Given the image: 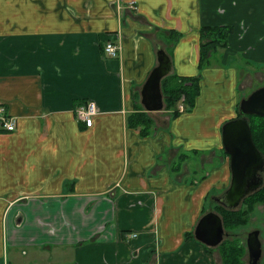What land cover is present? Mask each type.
<instances>
[{"label":"crops","instance_id":"0c3cea01","mask_svg":"<svg viewBox=\"0 0 264 264\" xmlns=\"http://www.w3.org/2000/svg\"><path fill=\"white\" fill-rule=\"evenodd\" d=\"M203 25L233 27L217 56L238 68L206 67L193 112H153L142 137L127 117L158 46L173 48L170 74L194 77ZM261 63L264 0H0V106L15 120L0 128V264H220L186 234L228 187L220 121L251 76L263 85ZM89 102L87 127L74 113Z\"/></svg>","mask_w":264,"mask_h":264},{"label":"water","instance_id":"95a60500","mask_svg":"<svg viewBox=\"0 0 264 264\" xmlns=\"http://www.w3.org/2000/svg\"><path fill=\"white\" fill-rule=\"evenodd\" d=\"M156 58L157 65L150 71L140 92L141 104L149 113L163 109L160 83L172 69L171 59L162 46H158ZM237 107L240 116L226 121L221 127L222 147L229 159V186L212 198L225 211L239 209L243 200L264 183V155L254 145L248 122V116L264 118V84L242 98ZM222 223L218 213L207 211L195 224L193 238L208 248H217L228 235ZM259 235L258 230L245 235L248 264H259L263 259L264 248Z\"/></svg>","mask_w":264,"mask_h":264},{"label":"trees","instance_id":"16d2710c","mask_svg":"<svg viewBox=\"0 0 264 264\" xmlns=\"http://www.w3.org/2000/svg\"><path fill=\"white\" fill-rule=\"evenodd\" d=\"M232 28V26L220 25L201 26L200 30H198L199 68L210 66L213 55L219 54V51L221 50L228 49L229 38L234 33V29ZM169 36L171 42H174L177 36L179 37V33L169 32ZM165 52L169 53L167 56L170 58V52L167 49ZM199 81L198 77L181 78L175 73H169V75L166 76L160 83L164 102V108L162 110L168 112L171 115V118H176L184 113H190L193 110L192 108H194L195 101L200 93ZM180 106L183 107L182 112L178 109ZM237 106H239V103ZM239 116L240 114L237 107L236 118ZM154 122L152 114L144 111L141 106H138L135 112L127 117L126 124L129 128L138 130L142 137H149L155 130ZM248 122L254 145L262 153V155H264V118L258 116H248ZM222 154L224 157L228 158L224 149ZM185 155H181V163L179 164V167L176 163L174 167L175 170L181 167L183 160L186 159ZM213 193H210L205 198L206 201L204 207L202 208L201 216L209 210H212V212L216 211L221 216L223 220L222 224H224L225 231L228 232V235L245 227L248 224L247 222H249L252 213H254V209L261 205L264 206V183L259 190L247 196L243 200L239 210L225 211V209L218 204H215L213 208L210 207L211 204L209 203V198H212ZM186 237L192 238L193 231L188 232ZM204 247L206 249L205 251L209 254L213 253L214 248ZM245 248L246 246L240 238L233 237L231 239L226 238L217 248H215V250L219 252L221 260V262H219L220 264H246L243 260V256L246 254ZM260 261L261 262L259 264H264V255L263 259Z\"/></svg>","mask_w":264,"mask_h":264},{"label":"rangeland","instance_id":"374dc122","mask_svg":"<svg viewBox=\"0 0 264 264\" xmlns=\"http://www.w3.org/2000/svg\"><path fill=\"white\" fill-rule=\"evenodd\" d=\"M180 36H181V34H179V37L177 36V38L175 39V41L173 42V44H177V42L180 40ZM194 50H195V47H194ZM168 51L170 52V54H172L173 53V48L172 47H170L169 49H168ZM241 51V53H242V55L243 54H245V53H247L248 52V49H241L240 50ZM192 55H194V52H193V49H189L188 51H186V53H185V60H186V62H187V65H189L190 64V61H191V59H192ZM218 55V54H217ZM217 55H213V57L211 58V62H210V66L212 65L213 67H220L221 69H225L224 71L225 72H227L228 70H226V69H228V68H230V67H233V68H238L237 66V64L239 63L238 62V60L236 61V62H234V64H231V63H233V62H231V60H232V58H233V55H232V57H231V59H230V57L229 56H231V54H229V55H227L224 59L222 58V57H219V56H217ZM250 59V58H249ZM248 59V60H249ZM240 63H242L241 61H240ZM217 64H219V65H217ZM222 64H228V65H222ZM261 65V67L262 68H264V63H261L260 64ZM239 67H241V66H239ZM245 68V67H244ZM204 70H206V67H202V68H197V73L195 74V76L196 77H198L199 78V80L200 81H202V79H203V71ZM251 70V69H250ZM238 71V70H237ZM240 73V72H239ZM244 73V72H243ZM254 72H252L251 74H253ZM227 74V73H226ZM240 74H242V72L240 73ZM259 75V73H255L254 75H253V77L251 76L250 78H252L251 79V82H249V81H247L246 83H247V86H249L247 89H246V91H241V93L239 92L238 94H243L244 95V97H246V96H248L249 94H250V92H252V91H254L255 89H257L258 87H260L261 85H262V83H261V85H260V78H256V77H259L258 76ZM194 76V77H195ZM263 77V76H262ZM248 78V77H247ZM199 81V82H200ZM238 89L239 88H237V91H238ZM212 90H214V91H217V89H215V88H212ZM229 93V92H228ZM227 93V94H228ZM232 92H230L228 95H227V98H229V96L230 97H232V94H231ZM210 100H214V98L213 97H211V98H209V101H207L206 103H203V104H200V106L198 107V110L196 111V115H202L203 114V110L205 109L204 107H212L213 105H209L208 106V104H209V102H210ZM240 101V100H239ZM239 101H238V103H239ZM195 104H196V101H195ZM238 105V104H237ZM194 108H195V106H194ZM193 109V108H192ZM162 111V110H161ZM164 111V110H163ZM236 111H237V108H236ZM193 112V110L190 112V113H192ZM155 113V112H154ZM157 113V112H156ZM154 114V117H156L155 115H157V114ZM186 114H189V113H186ZM182 115V114H181ZM233 116L232 115H227V116H224V118L222 119V121H220V124H224V122L225 121H228L229 119H231ZM162 120H160V122H161ZM221 127H222V125H221ZM221 130V129H220ZM206 150L207 149H210V148H208V147H204ZM209 151V150H208ZM208 154V153H207ZM193 156H194V154H192ZM226 159H228V158H226ZM228 161H229V159H228ZM195 163L197 162L196 160L194 161ZM199 165V162L197 163V166ZM196 166V167H197ZM205 169H207V170H209L210 169V165H206L205 166ZM199 177V176H198ZM229 186V185H228ZM218 189H216L215 190V192H216V195H220L223 191H220V190H218ZM213 197H215V195L213 196ZM209 203L211 204V206L210 207H214V205L216 204L214 201H213V199L212 198H209ZM209 207V208H210ZM240 208V207H239ZM237 210H239V209H237ZM255 211H254V213H252V215H251V218H250V220H249V222H247L248 224L245 226V227H243V228H240V229H238L237 231H234L232 234H230V235H228L227 236V238H229V239H231V238H233V237H238V238H240L243 242H244V244H245V240H246V236L245 235H247L248 234V232H253L254 230H258L259 232H260V240H261V242L263 243V248H264V207L263 206H258L256 209H254ZM213 212H216V211H213ZM217 213V212H216ZM195 243H199V242H196V240L194 241ZM215 250V249H214ZM213 258H215V263H218V262H220V257H219V252L217 251V250H215L214 252H213ZM243 260H244V262L246 263V264H248V259H247V254H245L244 256H243Z\"/></svg>","mask_w":264,"mask_h":264},{"label":"built area","instance_id":"2783aa9c","mask_svg":"<svg viewBox=\"0 0 264 264\" xmlns=\"http://www.w3.org/2000/svg\"><path fill=\"white\" fill-rule=\"evenodd\" d=\"M134 4L135 3L133 2L131 6V8L133 9H135ZM104 48H105L106 53L113 58L119 55V47H117V45L115 46V44L111 42H108L104 46ZM178 109L181 112L183 111L182 106H180ZM95 111H96L95 104L93 102H89L84 106L77 107L74 114H76L77 120L84 122L87 127H90V125H92V118L95 115L94 113ZM7 115L8 114L6 113V110L1 105L0 106V128L7 132H12L15 130L14 129L15 120Z\"/></svg>","mask_w":264,"mask_h":264}]
</instances>
